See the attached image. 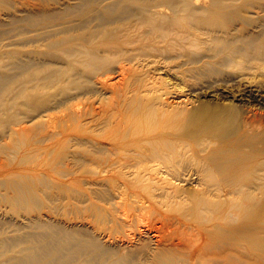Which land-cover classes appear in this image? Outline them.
<instances>
[{"label":"bare ground","instance_id":"1","mask_svg":"<svg viewBox=\"0 0 264 264\" xmlns=\"http://www.w3.org/2000/svg\"><path fill=\"white\" fill-rule=\"evenodd\" d=\"M0 7V264H264V0Z\"/></svg>","mask_w":264,"mask_h":264},{"label":"rangeland","instance_id":"2","mask_svg":"<svg viewBox=\"0 0 264 264\" xmlns=\"http://www.w3.org/2000/svg\"><path fill=\"white\" fill-rule=\"evenodd\" d=\"M0 9H2V8L0 7ZM25 16H33V18L36 19V18H40V13L38 11H36L35 15L33 13H28ZM41 19H42V17L40 18V20L37 19V21L41 22L42 21ZM13 20H15V18ZM20 20H23V19H20ZM47 22H45V23H47ZM45 23H42V24H45ZM42 24H40V25H42ZM31 25H33V24L28 25V23H26L25 21H19V20L16 22L12 21V19L10 21H7V22L4 21V22H2V24H0V39L1 40H5V39L10 40L11 38L16 39L20 36V39L18 38L19 41L16 39L15 42H17V43L19 42L18 45H19V47H22V48L26 45L27 47L26 46L24 47V49H26L30 45H32V41H33V38L35 35V31H36L37 27L40 26V25H37L35 27H31ZM30 32H31V35H30ZM17 35H18V37H17ZM24 35L26 37L25 39H23ZM21 37L23 40L21 39ZM13 39H11V40H13ZM23 41L26 43V44L24 43L25 45L23 44ZM28 42H30V43L28 44ZM7 214H8V211L6 209H4L2 215H0V226L5 227L6 229L9 228L10 230H12L14 228V224H16L17 221H16V218H12V217H10V215H9V217H7L6 216Z\"/></svg>","mask_w":264,"mask_h":264}]
</instances>
